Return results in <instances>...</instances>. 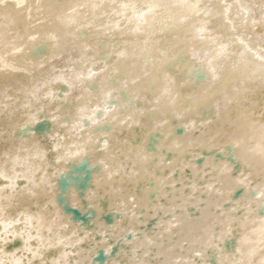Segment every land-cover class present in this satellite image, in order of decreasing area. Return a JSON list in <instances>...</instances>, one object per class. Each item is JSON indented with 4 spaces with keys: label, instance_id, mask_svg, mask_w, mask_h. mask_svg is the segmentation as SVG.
I'll return each instance as SVG.
<instances>
[{
    "label": "bare ground",
    "instance_id": "obj_1",
    "mask_svg": "<svg viewBox=\"0 0 264 264\" xmlns=\"http://www.w3.org/2000/svg\"><path fill=\"white\" fill-rule=\"evenodd\" d=\"M0 249L264 264V0L0 5Z\"/></svg>",
    "mask_w": 264,
    "mask_h": 264
},
{
    "label": "clouds",
    "instance_id": "obj_2",
    "mask_svg": "<svg viewBox=\"0 0 264 264\" xmlns=\"http://www.w3.org/2000/svg\"><path fill=\"white\" fill-rule=\"evenodd\" d=\"M26 222H30V218H27V221ZM11 226V222H8L7 224H6V226H5V228H6V230H7V228L8 227H10ZM29 239H33V237H29ZM3 250L2 249H0V252H2ZM0 264H5V262L4 261H0ZM14 264H20V261L19 260H15L14 261Z\"/></svg>",
    "mask_w": 264,
    "mask_h": 264
},
{
    "label": "snow or ice",
    "instance_id": "obj_3",
    "mask_svg": "<svg viewBox=\"0 0 264 264\" xmlns=\"http://www.w3.org/2000/svg\"><path fill=\"white\" fill-rule=\"evenodd\" d=\"M6 3V0H0V5H4ZM18 7L20 6V5H17ZM134 8H135V6H133Z\"/></svg>",
    "mask_w": 264,
    "mask_h": 264
}]
</instances>
